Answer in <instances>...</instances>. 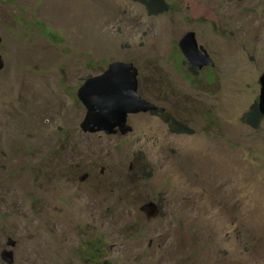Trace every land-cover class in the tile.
I'll return each instance as SVG.
<instances>
[{
    "label": "rangeland",
    "instance_id": "obj_1",
    "mask_svg": "<svg viewBox=\"0 0 264 264\" xmlns=\"http://www.w3.org/2000/svg\"><path fill=\"white\" fill-rule=\"evenodd\" d=\"M165 1L0 0V264H264V119L245 122L264 0ZM188 32L213 67L192 71ZM113 61L159 108L125 136L84 133L76 91Z\"/></svg>",
    "mask_w": 264,
    "mask_h": 264
},
{
    "label": "water",
    "instance_id": "obj_2",
    "mask_svg": "<svg viewBox=\"0 0 264 264\" xmlns=\"http://www.w3.org/2000/svg\"><path fill=\"white\" fill-rule=\"evenodd\" d=\"M1 43V38H0ZM179 49L190 65L197 71L213 67L214 61L206 49L199 45L194 32H188L179 41ZM3 59L0 55V70ZM139 71L132 62L113 61L99 74L88 77L76 91V97L86 109L80 128L84 133L99 132L112 136L120 133L125 136L133 131L128 124L131 114L156 111L159 107L144 99L139 93ZM260 94L258 107L264 116V73L259 79ZM164 110L163 108H160ZM86 174L81 178H85ZM148 219L158 216V204L149 201L140 207ZM9 244L13 245L12 239ZM1 257L7 263L13 262V251L4 249Z\"/></svg>",
    "mask_w": 264,
    "mask_h": 264
},
{
    "label": "trees",
    "instance_id": "obj_3",
    "mask_svg": "<svg viewBox=\"0 0 264 264\" xmlns=\"http://www.w3.org/2000/svg\"><path fill=\"white\" fill-rule=\"evenodd\" d=\"M140 2L144 5L146 9V13L150 16H158L164 13H167L171 10V5L166 2L165 0H140ZM192 71L197 73L192 67ZM264 119V116L261 114L258 102H255L249 112L245 115V122L253 127L258 128ZM172 124V125H171ZM170 124V128L173 132L176 133H193L191 129L184 126L183 124L173 120V123ZM86 255L88 257L92 256L93 258L98 257L102 252L103 249L100 247L99 244H92V246L86 248Z\"/></svg>",
    "mask_w": 264,
    "mask_h": 264
},
{
    "label": "flooded vegetation",
    "instance_id": "obj_4",
    "mask_svg": "<svg viewBox=\"0 0 264 264\" xmlns=\"http://www.w3.org/2000/svg\"><path fill=\"white\" fill-rule=\"evenodd\" d=\"M79 88V87H78ZM99 133H101V134H103V135H105L104 133H102V132H99ZM99 133H97V134H99ZM119 135V133L118 134H116L115 136H118ZM105 136H107L108 137V135H105Z\"/></svg>",
    "mask_w": 264,
    "mask_h": 264
},
{
    "label": "bare ground",
    "instance_id": "obj_5",
    "mask_svg": "<svg viewBox=\"0 0 264 264\" xmlns=\"http://www.w3.org/2000/svg\"><path fill=\"white\" fill-rule=\"evenodd\" d=\"M179 155V154H178Z\"/></svg>",
    "mask_w": 264,
    "mask_h": 264
},
{
    "label": "clouds",
    "instance_id": "obj_6",
    "mask_svg": "<svg viewBox=\"0 0 264 264\" xmlns=\"http://www.w3.org/2000/svg\"><path fill=\"white\" fill-rule=\"evenodd\" d=\"M120 134V133H119Z\"/></svg>",
    "mask_w": 264,
    "mask_h": 264
}]
</instances>
